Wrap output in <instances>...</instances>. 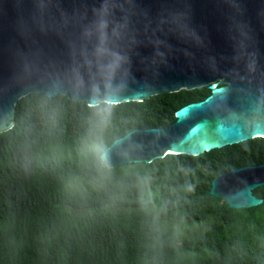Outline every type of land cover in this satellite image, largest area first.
<instances>
[{"label":"trees","instance_id":"obj_1","mask_svg":"<svg viewBox=\"0 0 264 264\" xmlns=\"http://www.w3.org/2000/svg\"><path fill=\"white\" fill-rule=\"evenodd\" d=\"M207 87L95 107L32 93L0 134V264H264V201L229 208L219 174L264 163L255 138L200 156L107 169L134 129L165 128ZM254 194L264 200V186Z\"/></svg>","mask_w":264,"mask_h":264},{"label":"water","instance_id":"obj_2","mask_svg":"<svg viewBox=\"0 0 264 264\" xmlns=\"http://www.w3.org/2000/svg\"><path fill=\"white\" fill-rule=\"evenodd\" d=\"M203 87L171 125L115 139L107 169L264 139V0H0V134L32 93L95 107ZM262 186L264 163L246 165L210 194L247 209Z\"/></svg>","mask_w":264,"mask_h":264}]
</instances>
